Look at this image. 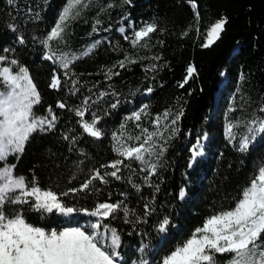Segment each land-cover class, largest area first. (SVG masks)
Here are the masks:
<instances>
[{"label":"trees","instance_id":"1","mask_svg":"<svg viewBox=\"0 0 264 264\" xmlns=\"http://www.w3.org/2000/svg\"><path fill=\"white\" fill-rule=\"evenodd\" d=\"M64 4L65 0H17L13 6L0 0V55L14 58L28 68L41 94V102L34 111L46 115V109L52 106L58 117L53 131L34 134L19 160L9 156L7 163L16 164L15 173L29 180L34 175L41 187L51 186L58 192L78 187L90 170L123 159L113 150L114 133L128 144L139 143L127 140L129 135H141L137 122L126 121L133 112L147 105V114L139 123L152 131L158 114L165 110L173 114L167 121L161 120L163 126L182 110L183 115L172 126L178 132L171 135L172 128L165 132V138H171L155 175L138 161L125 160L131 167L121 166V180L108 177L106 184L94 182L97 190L63 198L71 205L89 209L100 202L124 200L135 215L129 214L126 222L124 213L118 212L104 223H110L120 233V251L127 264L141 258L154 264L188 238L208 215L232 206L233 197L264 166V134L256 136L246 152L238 150L242 136L247 135V122L253 117H264L260 111L264 107V0H131L130 4L124 0H95L89 10L71 23L62 42H51L57 57L65 55L71 59L100 41L89 55L74 60L68 69L62 68L59 61L46 59L50 53L42 43ZM109 4L114 6L108 7ZM223 17L227 23L219 38L203 47L212 24ZM153 21L157 31L137 47L124 39L145 22ZM10 23L16 31L8 27ZM129 24L133 28L121 34L119 28ZM94 27L97 31H93ZM20 36L24 43L18 42ZM5 48L9 51L4 52ZM126 54L137 62L113 69L120 74L107 79L105 70ZM152 65L155 70L145 71ZM4 66L9 65L5 62ZM189 66H194L196 72L181 88L179 84ZM12 67L15 72V66ZM66 71L78 81L74 91L71 80L64 75ZM54 74L61 78L59 90L49 87ZM223 74L225 82L221 84ZM148 88L153 91L148 93ZM100 92L110 95L98 100ZM89 96L92 100L83 119L90 122L95 113L99 118L97 127L104 133L99 139L83 132L78 122L81 118L75 114V109L83 107L82 102ZM117 100L118 106L112 108ZM58 102L67 107L57 108ZM230 122L238 125L234 141L227 136ZM121 125L126 127L122 129ZM205 134V155L189 167L190 148ZM73 175L77 179L71 180ZM149 175L151 187L144 182ZM132 184L140 185V190ZM181 189L186 192L183 199L178 195ZM145 203L154 209L146 217ZM26 215L34 220L37 214ZM137 217L146 222H137ZM164 218L170 223L167 231L161 232L159 224ZM89 219L83 213H74L68 219L53 213L44 216L41 224L59 229L80 226Z\"/></svg>","mask_w":264,"mask_h":264},{"label":"snow or ice","instance_id":"2","mask_svg":"<svg viewBox=\"0 0 264 264\" xmlns=\"http://www.w3.org/2000/svg\"><path fill=\"white\" fill-rule=\"evenodd\" d=\"M95 0H65L62 10L59 13L54 26L48 32L46 39L42 41L49 49L46 59L54 62L59 61L61 67L68 69L74 60L80 59L84 55H89L100 41H96L91 49L82 52L80 55H73L71 59L65 55L59 57L52 51L53 41L62 42L71 23L79 19L83 13L89 10ZM131 3V0H124ZM8 5H15L17 0H6ZM114 5L109 4L108 7ZM196 9L195 3L192 4ZM104 10V9H101ZM197 21L199 12H195ZM100 23L99 20L96 21ZM227 18L223 17L212 24L208 32V41L203 47H208L219 38L224 30ZM9 28L16 31L14 24H9ZM107 30V29H106ZM93 31H97L94 27ZM124 31L123 28L120 29ZM157 31L155 21L145 22L139 30H134L131 36H125L132 47H137L141 41ZM19 43H24L23 36L18 38ZM147 47V44L143 45ZM4 52L9 49L5 48ZM153 59H159L154 57ZM5 62L9 66H4ZM129 55H125L123 60L118 61L112 67L105 70L107 79L118 76L120 73L114 71L115 68H126L128 65L136 63ZM15 66L16 71H13ZM155 70V65L146 68L145 71ZM196 72L194 66H189L186 70L185 79L180 82L179 87L183 88L188 80ZM71 80L73 88L77 80L64 73ZM74 76V74H73ZM50 88L59 90L61 78L53 75L49 85ZM148 93L152 88L146 89ZM110 95L100 92L97 99ZM115 95V93H111ZM92 97L84 99L83 107L75 109V114L81 119L78 121L82 130L93 138H101L104 133L97 127L99 118L95 113L91 116V121L84 120L85 113L89 110V101ZM41 102V94L34 83L29 70L18 63L16 59H9L6 55H0V264H127L121 254V235L118 230L111 227L110 223H104L109 217L115 218V214L123 212L127 221V216L131 213L125 205L124 200L116 202H100L91 209L87 207H77L67 203L64 197L76 198L79 193L91 192L95 188L96 181L108 183V177L121 180L119 174L121 166L130 168L125 164V160H135L144 165L151 175H155L163 154L167 151V141L178 132L176 125L183 115L181 110L171 119L169 124L162 126L161 120L167 121L173 116L170 110H165L158 114L153 120L154 130L142 127L140 121L146 115L147 105L135 111L126 118L137 122L141 135L127 137V140L139 141L137 145L128 144L121 136L113 134L114 151L118 157L108 164L90 170V173L83 179L78 187H69L58 192L53 187H41L39 180L33 175L29 180L24 175L15 173L16 164L7 163L9 156H14L18 161L25 151L26 144L36 133L51 132L56 127L57 115L52 106L46 109V115H38L34 107ZM95 102V101H94ZM119 100L111 104L116 108ZM57 108L67 107L64 102H58ZM264 112V107H261ZM126 125H121L125 128ZM238 125L229 123L227 126V136L230 141L236 139L237 133L234 131ZM172 128L171 135L166 139L165 132ZM247 135H243L238 145V150L246 152L250 143L260 134H264V117H253L246 124ZM64 139H68L67 136ZM75 138H73L74 140ZM207 139L205 134L198 137L196 143L191 148V159L189 167L198 156L203 154V140ZM101 169H112L104 171ZM71 180L77 176L70 177ZM131 183V178H129ZM144 182L150 187L151 176H146ZM139 191L140 185L132 184ZM159 191V186H155ZM126 196L125 193H121ZM179 198L186 195L184 189L179 192ZM234 204L227 208H221L208 215L201 226L195 227L188 238L179 242L167 254L163 255L154 264H264V166H260L247 183L241 187L236 196L233 197ZM27 206V207H25ZM152 209L150 203L144 205V216L149 215ZM26 213H36L33 220ZM58 213L62 216H71L74 213H83L95 220H89L80 226H67L62 228L48 227L41 224V220L48 214ZM137 222H146L141 217H137ZM170 221L164 218L159 224V231L166 232ZM143 252V248L140 249ZM158 254V253H157ZM133 264H149V261L141 258Z\"/></svg>","mask_w":264,"mask_h":264},{"label":"rangeland","instance_id":"3","mask_svg":"<svg viewBox=\"0 0 264 264\" xmlns=\"http://www.w3.org/2000/svg\"><path fill=\"white\" fill-rule=\"evenodd\" d=\"M121 28L124 29L123 32L120 31ZM128 28H133V24H129L128 26H127V25H126V26H121V27L119 28V31H120L121 34H124L125 31H126ZM207 41H208V37H207L206 43H207ZM224 82H225V74L222 75L221 84H223ZM202 142H203V154H202L201 156H198V157L196 158V160H197L198 158L204 157V155H205V152H204V145H205V143H206V140H203ZM195 143H196V142H195ZM195 143H194V144H195ZM194 144H193V145H194ZM193 145H192V146H193ZM192 146H191V148H192ZM191 148H190V150H191ZM191 154H192V153H191ZM196 160H195V161H196ZM69 217H70V216H67V217L63 216V218H67V219H68ZM88 218H90L89 220H95V219H96V218H94V217H88ZM89 220H87V221H85V222H81L80 225H84V224H86Z\"/></svg>","mask_w":264,"mask_h":264}]
</instances>
